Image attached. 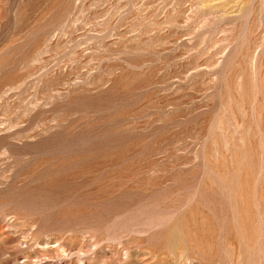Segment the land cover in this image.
Masks as SVG:
<instances>
[{"label":"rangeland","instance_id":"rangeland-1","mask_svg":"<svg viewBox=\"0 0 264 264\" xmlns=\"http://www.w3.org/2000/svg\"><path fill=\"white\" fill-rule=\"evenodd\" d=\"M0 264H264V0H0Z\"/></svg>","mask_w":264,"mask_h":264}]
</instances>
